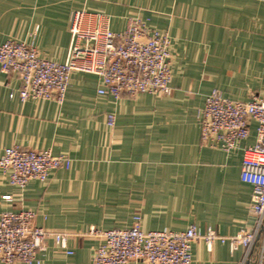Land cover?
<instances>
[{"label":"crops","instance_id":"obj_1","mask_svg":"<svg viewBox=\"0 0 264 264\" xmlns=\"http://www.w3.org/2000/svg\"><path fill=\"white\" fill-rule=\"evenodd\" d=\"M79 9L108 14L115 31L138 14L166 31L172 94L115 98L98 93V75L74 71L62 103L23 101L19 76L0 67V158L12 145L72 158L70 168L53 169L46 181L32 179L25 187L0 169V214L30 207L35 224L74 233L72 254L50 238L41 264H94L98 240L79 233L91 225L130 227L136 214L146 230L195 223L229 236L253 228V185L242 180L241 168L255 128L227 152L202 142L200 111L215 88L236 100L264 98V0H0V44L34 40L44 57L64 61ZM243 253L242 246L232 252L227 242L215 240L209 248L199 239L190 264H239ZM262 253L264 264L260 241L248 264Z\"/></svg>","mask_w":264,"mask_h":264},{"label":"built area","instance_id":"obj_2","mask_svg":"<svg viewBox=\"0 0 264 264\" xmlns=\"http://www.w3.org/2000/svg\"><path fill=\"white\" fill-rule=\"evenodd\" d=\"M69 29L71 43L64 61L44 57L34 40L8 39L0 44V67L19 76L23 101L53 98L62 103L74 71L98 75L102 82L98 93L115 98L123 92L172 94L171 38L166 31L151 27L139 14L129 18L124 30L115 31L108 14L86 9L73 12ZM108 124H115L113 113L108 114ZM200 125L202 142L227 152L247 139L254 126L256 141L244 147L241 168L242 180L253 185V228L229 236L213 227L203 230L195 223L184 230H146L141 215L136 214L130 227L101 229L91 225L79 233L98 240L94 264H190L193 243L199 239L209 248L215 240L227 242L232 252L242 246L239 264H248L257 243L261 241L264 246V98L253 95L249 100H236L215 88L206 96ZM71 165L72 158L66 153L19 145L7 147L0 158L2 173L20 187L32 179L46 181L51 170ZM35 218L36 211L30 207L1 212L0 261L41 264L39 254L46 250L50 238L66 253L74 252L68 243L73 232L39 226ZM262 262L263 253L257 264Z\"/></svg>","mask_w":264,"mask_h":264}]
</instances>
